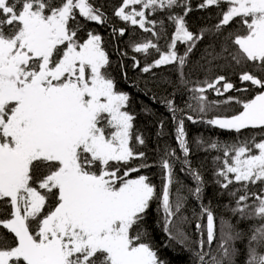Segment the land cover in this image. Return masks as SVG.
<instances>
[{
    "label": "snow or ice",
    "instance_id": "6c2138e0",
    "mask_svg": "<svg viewBox=\"0 0 264 264\" xmlns=\"http://www.w3.org/2000/svg\"><path fill=\"white\" fill-rule=\"evenodd\" d=\"M198 7H216L219 21L192 31L190 0H121L113 12L123 22L113 34H127V46L144 55V65L133 56L132 67L173 66L171 83L191 93L187 108L199 122L238 137L227 145L190 139L185 121L197 119L167 99L184 154L180 171L197 183L181 184L173 163L181 158L165 146L158 187L142 171L153 165L141 150L146 138L136 129L132 97L113 74L105 38L87 26L109 23L105 5L0 0V264H169L149 223L161 210L165 246L191 253L190 264H264V0H202ZM160 13L174 25L164 48ZM137 27L152 38H138ZM115 67L123 69L120 61ZM199 73L204 79H193ZM209 92L225 99L210 100ZM221 104L229 114L205 120ZM193 143L223 151L216 182L235 204L227 216L204 203L186 214L189 197L202 200L207 183L192 167Z\"/></svg>",
    "mask_w": 264,
    "mask_h": 264
},
{
    "label": "trees",
    "instance_id": "16d2710c",
    "mask_svg": "<svg viewBox=\"0 0 264 264\" xmlns=\"http://www.w3.org/2000/svg\"><path fill=\"white\" fill-rule=\"evenodd\" d=\"M97 2L105 5L104 11L111 19L106 25L88 22L87 26L105 38L106 47L112 56L114 64L113 74L118 80L119 87L129 92L132 97V109L136 113V129L146 138V147L141 146V150L147 153L148 163L153 165L148 169L142 170L143 173L150 175L153 182L159 187L161 184V169L159 167V158L162 154L161 149L165 146H170L176 150L177 155L181 158L178 161L173 160L181 184L195 188L197 183L195 178L186 170L180 171L182 167H185L182 163L184 154L182 149L179 148L178 141L175 139L176 122L165 101L167 99H174L178 110L183 109L185 114H193L197 119L198 122L196 123L185 121L186 130L192 140L204 139L206 141H218L220 145H227L237 140V134L229 130L219 129L216 126H210L206 122H199L198 116L191 113L187 108V104L192 103L191 93L185 90L179 84V81H177L176 87H173L171 83L173 80H176L173 66H161L160 68L153 69L150 73H143L140 68H133L132 57L135 56L137 60H140L141 66H143L145 63L144 55L135 53L131 47L127 46V34L124 37H118L112 32L113 25L123 27V22L113 15L114 9L121 3V0H97ZM201 2L202 0H190L192 11L186 17L187 23L194 32L216 24L220 19L219 9L216 7L200 9L198 5ZM157 19L165 21L166 35L157 41L164 48L174 34V25L166 19L164 13L158 14ZM229 30L233 29L230 27ZM81 35H84V33H81ZM136 36L138 38H152L150 33H144L138 27L136 29ZM203 43L201 42L198 45V49L203 47ZM177 47L182 52L184 45L178 42ZM123 52H127V55L121 56ZM153 58L158 57H150L149 59ZM191 58L193 60L198 59L199 52H195ZM117 61L122 63V70L119 67H115ZM122 72L127 73V78L123 77ZM193 79H204V75L203 73H199ZM232 79L235 81L236 77L233 76ZM237 84L240 86L238 81ZM237 95H240V93H237ZM153 96L156 99H153ZM209 99L223 101L225 97L216 96L214 93L209 92ZM144 109L148 111H144ZM215 114H229V106L221 104L214 112L209 113V116L205 117V120ZM177 115H180L179 111ZM161 123L163 124V128H161ZM206 147V144L203 146H198L195 143L191 144L192 153L190 160L192 167L202 174L207 183L202 200H196L195 196L189 197V203L187 204L188 212L186 214L190 215L193 210L198 212L200 204L204 203L210 204L217 216H227L226 208L235 207V204L231 202V197L228 195L227 190L223 189L221 184L216 182V172L219 170V162L216 160V157L222 156L223 151L222 149L205 151ZM3 215L4 213H0V217ZM158 215L162 217V210L159 213H153V216L149 218V223L153 225V236L156 243L162 245L161 255L169 261V264H190L191 253L181 250L179 245L173 244L172 247L165 246L170 241L166 238V234L162 231L160 224L156 223ZM189 231L195 233L194 226L190 225Z\"/></svg>",
    "mask_w": 264,
    "mask_h": 264
}]
</instances>
